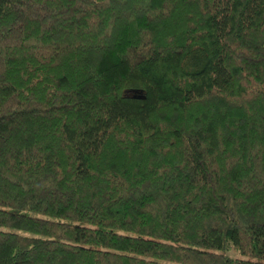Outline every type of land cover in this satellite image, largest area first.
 <instances>
[{
    "label": "trees",
    "instance_id": "1",
    "mask_svg": "<svg viewBox=\"0 0 264 264\" xmlns=\"http://www.w3.org/2000/svg\"><path fill=\"white\" fill-rule=\"evenodd\" d=\"M0 264H264V0H0Z\"/></svg>",
    "mask_w": 264,
    "mask_h": 264
},
{
    "label": "rangeland",
    "instance_id": "2",
    "mask_svg": "<svg viewBox=\"0 0 264 264\" xmlns=\"http://www.w3.org/2000/svg\"><path fill=\"white\" fill-rule=\"evenodd\" d=\"M190 120V118L188 119V121ZM187 123V120L185 121Z\"/></svg>",
    "mask_w": 264,
    "mask_h": 264
}]
</instances>
